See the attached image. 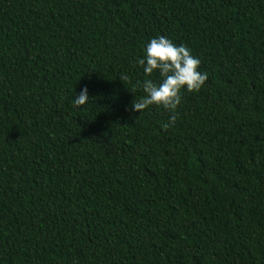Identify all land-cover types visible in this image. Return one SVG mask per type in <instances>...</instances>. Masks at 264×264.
Returning a JSON list of instances; mask_svg holds the SVG:
<instances>
[{"label": "trees", "instance_id": "16d2710c", "mask_svg": "<svg viewBox=\"0 0 264 264\" xmlns=\"http://www.w3.org/2000/svg\"><path fill=\"white\" fill-rule=\"evenodd\" d=\"M157 35L207 73L169 128ZM0 264H264V0H0Z\"/></svg>", "mask_w": 264, "mask_h": 264}, {"label": "clouds", "instance_id": "9594fccd", "mask_svg": "<svg viewBox=\"0 0 264 264\" xmlns=\"http://www.w3.org/2000/svg\"><path fill=\"white\" fill-rule=\"evenodd\" d=\"M136 63L148 78L137 81L135 87L143 94L132 101V111L141 115L149 106L162 107L170 113L168 122L162 127L174 126L181 92H197L207 80V73L200 70L199 58L183 43L176 44L165 35H157L147 41ZM153 74L158 75V81L151 78ZM120 80L126 81L128 77L124 75ZM89 99L88 89L84 87L74 96L72 104L83 107Z\"/></svg>", "mask_w": 264, "mask_h": 264}]
</instances>
